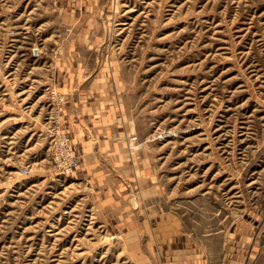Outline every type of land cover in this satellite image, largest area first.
Masks as SVG:
<instances>
[{
  "label": "rangeland",
  "instance_id": "374dc122",
  "mask_svg": "<svg viewBox=\"0 0 264 264\" xmlns=\"http://www.w3.org/2000/svg\"><path fill=\"white\" fill-rule=\"evenodd\" d=\"M0 264H264V0H0Z\"/></svg>",
  "mask_w": 264,
  "mask_h": 264
},
{
  "label": "built area",
  "instance_id": "2783aa9c",
  "mask_svg": "<svg viewBox=\"0 0 264 264\" xmlns=\"http://www.w3.org/2000/svg\"><path fill=\"white\" fill-rule=\"evenodd\" d=\"M65 148H66L67 158L65 159V161H61V167H63V171L66 174H70L72 173L73 169L76 167L78 160L72 152L73 148L71 144H69Z\"/></svg>",
  "mask_w": 264,
  "mask_h": 264
},
{
  "label": "crops",
  "instance_id": "0c3cea01",
  "mask_svg": "<svg viewBox=\"0 0 264 264\" xmlns=\"http://www.w3.org/2000/svg\"><path fill=\"white\" fill-rule=\"evenodd\" d=\"M85 98V97H84ZM96 102V101H95Z\"/></svg>",
  "mask_w": 264,
  "mask_h": 264
}]
</instances>
